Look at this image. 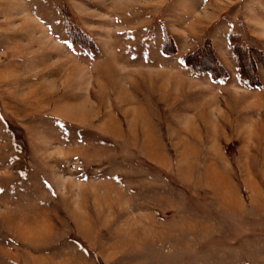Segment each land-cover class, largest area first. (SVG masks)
<instances>
[{
    "label": "rangeland",
    "instance_id": "obj_1",
    "mask_svg": "<svg viewBox=\"0 0 264 264\" xmlns=\"http://www.w3.org/2000/svg\"><path fill=\"white\" fill-rule=\"evenodd\" d=\"M0 264H264V0H0Z\"/></svg>",
    "mask_w": 264,
    "mask_h": 264
}]
</instances>
